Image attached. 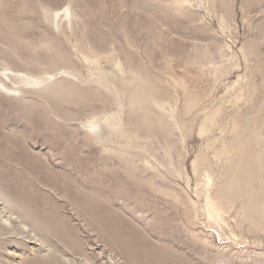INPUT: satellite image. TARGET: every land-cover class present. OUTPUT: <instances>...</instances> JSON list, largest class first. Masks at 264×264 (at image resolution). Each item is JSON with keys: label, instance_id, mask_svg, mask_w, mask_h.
I'll list each match as a JSON object with an SVG mask.
<instances>
[{"label": "rangeland", "instance_id": "rangeland-1", "mask_svg": "<svg viewBox=\"0 0 264 264\" xmlns=\"http://www.w3.org/2000/svg\"><path fill=\"white\" fill-rule=\"evenodd\" d=\"M0 197V264H264V0H0Z\"/></svg>", "mask_w": 264, "mask_h": 264}, {"label": "bare ground", "instance_id": "bare-ground-1", "mask_svg": "<svg viewBox=\"0 0 264 264\" xmlns=\"http://www.w3.org/2000/svg\"><path fill=\"white\" fill-rule=\"evenodd\" d=\"M130 94H131V99H132V101H133V103L134 104H136V106L137 105H146V101H147V99L145 100V96L143 95V93L142 92H140V90L139 89H137L136 88V85H132V87H131V89H130ZM148 102V101H147ZM88 170V169H87ZM93 171V170H92ZM94 172V171H93ZM89 173V172H88ZM97 173V172H96ZM107 173V172H106ZM106 175V174H105ZM108 175V174H107ZM106 175V176H107ZM108 177H110V176H108ZM107 177V178H108ZM105 180H108V179H105ZM110 180V179H109ZM80 187V186H79ZM75 192V191H74ZM76 199H77V197H75ZM79 200H82V199H79ZM2 200H1V197H0V202H1ZM66 201V200H65ZM74 201V200H73ZM91 201V200H90ZM93 201H98L97 199H93ZM92 201V202H93ZM110 202H112V200H110ZM97 203V202H96ZM104 203V202H103ZM1 206V205H0ZM94 206V205H93ZM101 207H102V204H101ZM38 206H37V208H36V211L34 212V213H29L28 211H24L23 213L21 212V216H22V221H27V222H30V223H32V219L34 218V219H36V220H38V221H40V222H37L38 224H43V229H46V230H49V231H51V230H53L54 229V231H56V232H58L59 233V235L61 236V237H64V238H62V239H64V240H67V243H69V237H71V235H70V233H69V231L66 229V226H65V224L63 223H61L62 221H60V220H58V221H60V223L52 216V217H50V216H47L46 215V213L44 214L42 211H40V210H38ZM99 208V207H98ZM5 209H6V206H5ZM5 209H3V210H5ZM96 209H97V207H96ZM97 210H99V209H97ZM102 210V209H101ZM101 210H99L100 212H101ZM7 211V210H6ZM5 211V212H6ZM106 211V210H105ZM4 212V211H3ZM4 212V213H5ZM95 212V211H94ZM99 212V215L102 213L103 214V212L104 211H102L101 213ZM3 213V214H4ZM7 213H8V211H7ZM107 213V212H106ZM2 214V213H1ZM0 214V215H1ZM12 214V213H11ZM32 214V215H31ZM15 215V214H14ZM3 216V215H2ZM108 217V216H107ZM96 218V217H95ZM98 219V218H97ZM104 219V218H103ZM108 219V218H107ZM109 219H110V217H109ZM94 221V220H93ZM107 221V220H106ZM97 222V221H96ZM114 221H112V222H109V223H113ZM114 223H116V221L114 222ZM113 223V224H114ZM35 224H36V222H35ZM108 224V223H107ZM115 226V225H114ZM116 226H117V224H116ZM115 226V227H116ZM107 227H108V225H107ZM114 227V228H115ZM101 228H102V226H101ZM104 229V228H103ZM16 230V229H15ZM18 230V229H17ZM106 230V229H105ZM108 230H110V229H108ZM116 232V231H115ZM119 233H121V232H119ZM20 234V233H19ZM2 236V235H1ZM6 237V236H5ZM17 237V236H16ZM9 238V237H8ZM3 242V241H2ZM5 243V242H4ZM22 250V249H21ZM32 256V255H31ZM29 257V256H28ZM26 260H27V258H26ZM153 260V259H152ZM157 260V259H156ZM155 261V260H154ZM165 261V260H164ZM166 261H168V260H166ZM165 261V262H166ZM25 262V261H24ZM156 262V261H155ZM168 262H170V261H168ZM167 262V263H168ZM26 263H28V264H62L57 258H55V257H52V256H44V257H41V258H36V259H34V260H32V261H30V262H26ZM25 263V264H26ZM161 263H163V261L161 262ZM159 264V263H158ZM163 264H166V263H163ZM172 264H173V262H172Z\"/></svg>", "mask_w": 264, "mask_h": 264}]
</instances>
